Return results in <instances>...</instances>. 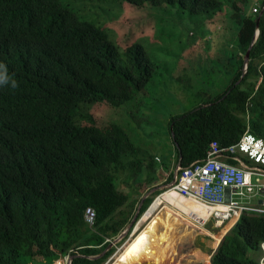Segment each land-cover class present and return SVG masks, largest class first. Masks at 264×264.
Returning a JSON list of instances; mask_svg holds the SVG:
<instances>
[{
	"label": "trees",
	"instance_id": "16d2710c",
	"mask_svg": "<svg viewBox=\"0 0 264 264\" xmlns=\"http://www.w3.org/2000/svg\"><path fill=\"white\" fill-rule=\"evenodd\" d=\"M125 1L138 8L178 5L212 22L231 10L235 76L223 94L171 118L178 165L206 159L215 141L238 143L249 128L264 138V0ZM0 65L9 78L0 85V264L67 257L73 264H105L116 252L98 258L111 246L107 239L127 229L147 190L165 177L156 174L172 171V161L158 163L123 127L101 129L96 120L106 107L136 103L154 65L143 46L120 51L103 28L60 0H0ZM154 201V195L145 200L139 218ZM88 208L96 212L93 228L85 221ZM263 245L264 216L245 213L212 264H262Z\"/></svg>",
	"mask_w": 264,
	"mask_h": 264
},
{
	"label": "rangeland",
	"instance_id": "374dc122",
	"mask_svg": "<svg viewBox=\"0 0 264 264\" xmlns=\"http://www.w3.org/2000/svg\"><path fill=\"white\" fill-rule=\"evenodd\" d=\"M60 1L81 20L103 28L109 40L120 51L123 52L131 43L143 46L155 68L152 80L141 96L136 97V103H128L120 108L106 107L99 112L96 120L97 126L101 129H107L111 124L123 127L142 153L155 157L158 163L172 161V171L162 173L160 171L156 174L165 177L157 186L160 189L153 194L155 202L149 213L143 217L136 233H130L113 248L117 252L132 238H136L156 216L160 213L163 215L165 213L163 209L169 206L183 213L189 222L193 220L201 226L190 232L188 228L184 229L187 234L179 232L178 244L175 248V252H178L163 264L212 263V256L219 248L220 240L229 232L230 224L221 222L222 226H226L222 228L217 221L210 222L209 217L214 215V209L201 201L184 198L176 192L165 193L170 191L175 181L170 179L172 173L174 172L176 178L180 167L169 122L171 118L189 113L202 106L207 100L223 94L230 79L235 76L238 63L237 58H233L237 53V47L232 41L234 28L230 18L231 10L212 22L213 19L211 20L208 15H193L188 10H182L178 5L154 7L146 4L138 8L125 0ZM214 30H218L217 34ZM220 31L221 36L218 39ZM209 36L211 37L208 40ZM246 69L245 66V71ZM190 189L198 190L199 186H190ZM149 192L150 189L146 194ZM160 192L162 193L159 195ZM236 200L240 204L257 203V199H249L245 196H237ZM153 216L154 218L151 219ZM175 221L174 217L161 219L162 225L167 229L175 228L177 231ZM206 222L209 225H204ZM185 234L187 237L179 239L178 242V237L181 238ZM212 236L216 237L215 241ZM125 251L126 249L122 254ZM198 251L202 252V256L209 255L208 258L196 262L194 259ZM257 258L261 263L264 262V251ZM70 259L72 261V258ZM54 264L65 263L61 259Z\"/></svg>",
	"mask_w": 264,
	"mask_h": 264
},
{
	"label": "built area",
	"instance_id": "2783aa9c",
	"mask_svg": "<svg viewBox=\"0 0 264 264\" xmlns=\"http://www.w3.org/2000/svg\"><path fill=\"white\" fill-rule=\"evenodd\" d=\"M253 11L257 13L258 9L254 8ZM194 185H198L199 189H190ZM171 188L186 197L220 207L213 215L212 223L214 220L224 224L233 223V228L245 213L264 216V138L249 129L238 143L229 147H223L218 141L213 142L206 159L188 168L179 167ZM237 196L257 199V203L240 204ZM85 221L90 228L94 227L96 212L93 208L86 210ZM107 243L117 247L120 242L108 239ZM124 250L125 245L107 264H114ZM64 263L72 264L70 257Z\"/></svg>",
	"mask_w": 264,
	"mask_h": 264
},
{
	"label": "bare ground",
	"instance_id": "6f19581e",
	"mask_svg": "<svg viewBox=\"0 0 264 264\" xmlns=\"http://www.w3.org/2000/svg\"><path fill=\"white\" fill-rule=\"evenodd\" d=\"M170 191L179 193L177 190L172 189V188L170 189ZM165 193L168 194L167 192ZM181 195L185 196L184 194H181ZM190 199L205 203L201 199H197V198H190ZM207 205L214 209L213 211L214 214L217 210L221 209L220 207L211 206L209 204ZM163 211H165L163 215L162 213H160L159 216H156L153 219V221L136 238H132V240H130L127 243L128 245H127L126 251L122 255H120L119 259L114 264H163L168 259H172L175 256V253L178 252V251L175 252L176 245L178 244L177 234L179 232L181 234H184V233L187 234L188 232H184V229L188 228L190 232V230L199 229L200 228L199 226H201L199 223H196L193 220L192 222L191 221L189 222L186 219L187 217L183 213L169 206L165 207ZM163 217H166V218L174 217V220H176L175 223H176L177 231L175 228L167 229L165 225H162L161 219ZM165 220H166V223H168L167 219ZM161 226H163L162 229H161ZM232 226H233V223L229 225L230 229L232 228ZM186 234L182 236L181 238L178 237V242H179V239L187 237ZM212 237H213V240L215 241L216 237L215 236H212ZM130 243L132 244L130 245ZM220 243H221V240H220ZM198 253L199 251L196 253V256L198 255ZM201 253L202 252L200 251V254ZM202 255L195 261L198 262V261H201V259H207L209 256V255H204V256Z\"/></svg>",
	"mask_w": 264,
	"mask_h": 264
},
{
	"label": "water",
	"instance_id": "95a60500",
	"mask_svg": "<svg viewBox=\"0 0 264 264\" xmlns=\"http://www.w3.org/2000/svg\"><path fill=\"white\" fill-rule=\"evenodd\" d=\"M258 36H259V31H257V33H256V35H255V38H254V41H253V43H252V45L250 46V48H249V50L247 51V53H246V56H245V66L247 67L248 66V63H249V61H250V53H251V49H252V47L254 46V44H255V42H256V40L258 39ZM160 188L159 187H156V188H154V189H152L145 197H144V199H143V201H142V203H141V205H140V207H139V210H138V213L136 214V216H135V218L133 219V221L131 222V224L127 227V229L124 231V233L120 236V238L118 239V240H123V239H125L130 233H136V230H137V227H138V225H139V223L142 221V219H143V217L145 216V214L143 215V217L142 218H139V214H140V211H141V209H142V207L144 206V203H145V200H147L149 197H151L156 191H158ZM159 197V196H158ZM154 204V203H153ZM153 204H152V206H153ZM151 206V207H152ZM151 207L149 208V209H151ZM149 211V210H148ZM147 211V212H148ZM146 212V213H147ZM230 232H228L225 236H224V238L221 240V244L223 243V241H224V239H225V237L229 234ZM221 244H220V246H221ZM220 246H219V248H220ZM111 248H113V246L111 245L110 246V248L104 253V254H102L100 257H98V258H101L102 256H104L107 252H109L110 250H111ZM219 248L215 251V253L213 254V256H212V263H213V257H214V255L216 254V252L219 250ZM114 257V256H113ZM112 257V258H113ZM111 258V259H112ZM110 259V260H111ZM72 261L74 262V259L72 258ZM211 263V264H212Z\"/></svg>",
	"mask_w": 264,
	"mask_h": 264
},
{
	"label": "clouds",
	"instance_id": "9594fccd",
	"mask_svg": "<svg viewBox=\"0 0 264 264\" xmlns=\"http://www.w3.org/2000/svg\"><path fill=\"white\" fill-rule=\"evenodd\" d=\"M257 8V7H256ZM254 12V11H253ZM256 13V12H255ZM257 33V32H256ZM259 37V36H258ZM9 83V78H8V75H7V70H6V67L5 66H3V65H0V85H7ZM11 86L13 87V88H15V87H17V84H16V81H11ZM250 120V119H249ZM249 129H251V128H249ZM253 133V132H252ZM256 135V134H255ZM157 160V159H156ZM179 166H181V165H179ZM147 195V194H146ZM145 195V196H146ZM155 202V201H154ZM153 202V203H154ZM152 206V205H151ZM138 213V212H137ZM149 213V211L145 214V216L147 215ZM144 216V217H145ZM143 217V216H142ZM141 217V218H142ZM154 218V216L151 218V219H153ZM237 226V225H236ZM226 227V226H225ZM222 228H224V227H222ZM234 228V227H233ZM233 228H231L230 230H229V232L233 229ZM124 233V232H123ZM122 233V234H123ZM121 234V235H122ZM120 235V236H121ZM120 236H118L117 238H113L112 240H114V242L115 243H117V242H120V241H122V240H118L119 238H120ZM134 236V235H133ZM108 240V239H107ZM121 243V242H120ZM119 243V244H120ZM111 245L112 246H115L113 243H111ZM126 245H127V243L125 244V249H126ZM116 247V246H115ZM263 247H264V245H263ZM117 252H118V250H117ZM117 252L115 253V255L117 254ZM114 255V256H115ZM70 258H72V257H70ZM110 261V260H109ZM108 261V262H109ZM107 262V263H108ZM106 263V264H107ZM72 264H73V261H72Z\"/></svg>",
	"mask_w": 264,
	"mask_h": 264
}]
</instances>
